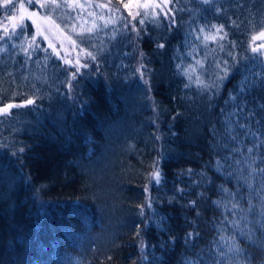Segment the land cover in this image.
<instances>
[{
    "label": "trees",
    "instance_id": "16d2710c",
    "mask_svg": "<svg viewBox=\"0 0 264 264\" xmlns=\"http://www.w3.org/2000/svg\"><path fill=\"white\" fill-rule=\"evenodd\" d=\"M108 1L132 24L109 27L95 60L81 53L88 66L71 90L79 66L16 44L30 21L16 17L0 31V108L24 105L0 115V264H214L222 228L248 249L249 264H261V180L244 186L247 172L235 160L264 140V53L250 41L264 32V0H168L155 17L135 14L128 0ZM9 13L0 6V22ZM224 61L230 71L217 81ZM249 131L256 136L240 135ZM253 155L264 167V145ZM153 162L159 184L148 178ZM224 187L240 193L235 218L246 217L239 228L254 229L252 240L214 203Z\"/></svg>",
    "mask_w": 264,
    "mask_h": 264
},
{
    "label": "rangeland",
    "instance_id": "374dc122",
    "mask_svg": "<svg viewBox=\"0 0 264 264\" xmlns=\"http://www.w3.org/2000/svg\"><path fill=\"white\" fill-rule=\"evenodd\" d=\"M167 1L128 0L125 3L137 12L135 14L155 17L158 11H163ZM3 2L4 0H0V6L4 13H7ZM20 4L21 2L18 1L15 10L10 11L9 15L0 22L1 33L9 29L11 22L14 21L12 17L20 18L23 14V20L30 21L33 28L30 32L24 33L16 44L23 50L41 49L44 52L49 48L55 54L60 55L72 71L75 70L76 65L81 66L86 63L83 62L85 59L81 53H92L96 58L99 57L93 50L101 44L104 46V35L109 27L116 29L132 24L130 19L121 23L119 17L123 12L119 13L118 8L108 0H55V4L49 5L46 10L40 8L38 2L30 5L28 0H23L24 9H20ZM32 12L38 15L30 18L29 14ZM44 16H47V19H44ZM262 33L253 36L255 39L252 37L250 40L251 46H260L258 51L261 54L264 53ZM217 38V35L210 37L215 41Z\"/></svg>",
    "mask_w": 264,
    "mask_h": 264
},
{
    "label": "snow or ice",
    "instance_id": "6c2138e0",
    "mask_svg": "<svg viewBox=\"0 0 264 264\" xmlns=\"http://www.w3.org/2000/svg\"><path fill=\"white\" fill-rule=\"evenodd\" d=\"M36 2L39 3L40 8H44L45 10L47 9V7L49 5H53L55 4V0H36ZM28 3L31 5L34 3V0H28ZM203 3L208 4L209 0H203ZM3 6L5 7L6 11H11L13 9L16 8V4L13 2V0H4L3 2ZM20 9H24L25 5L24 4H20L19 5ZM125 7H127V5H125ZM30 18L31 17H35L38 15V13L36 12H32L29 14ZM23 14L21 15L20 19H23ZM44 19H47V16L43 17ZM12 19H16V17H12ZM173 23H175L174 19L172 21ZM33 23H35V20H33ZM141 23H143V20H141ZM23 27V26H21ZM213 27L216 29V32H222L223 31V26H219L217 27L216 25H213ZM201 32L204 31V29H200ZM227 33L224 34V36H221L220 39H224L226 37ZM262 35H264V33H262ZM208 37H205V39H207ZM34 39V38H33ZM253 39H255V37H253ZM158 47L163 48L164 44H159ZM223 47V46H221ZM252 51L255 53L257 52V48L253 47ZM143 55V54H141ZM229 55H232L231 53H229ZM88 56L91 57L92 60L96 59V56L93 55L92 53H88ZM233 59H235V57H233ZM197 63L199 64L200 62L197 61ZM87 64L81 65L79 67L76 68V72L70 73L69 74V78H68V83H67V87L71 90L73 88L72 85V81L76 79V75L80 72V67H87ZM179 67V65H178ZM143 68V65H141L140 67H138L136 69L137 72H141V69ZM217 68L219 69V71L217 72L216 75V80L217 81H222L223 79H225L228 76V73L230 71L229 65H228V61H224V66L221 67L220 64H217ZM189 69H191V71H195V68H193L191 65L189 66ZM189 69H185V75H188L189 80L191 81L192 77L189 74ZM141 76L143 77V73L141 72ZM146 82V81H145ZM197 83L201 84L203 83L199 77H197ZM250 83V81L245 78V80L242 82L241 85V91L244 90V88H246L248 86V84ZM217 83L216 81H214L212 83V85H205V88L208 87H217ZM185 87H188V85H185ZM33 100L32 99H27L25 101V104L27 105H31L33 104ZM24 105H13V104H8L3 108H0V115H10L11 113L8 112V109H11L13 107H23ZM223 111V110H222ZM250 115H254V114H250ZM257 123H259V121H257ZM237 127L240 129H245L247 127V122L245 123H238ZM240 135L243 136H247V135H252V136H256V133L253 132H242L240 133ZM159 138V137H157ZM233 140H237L238 136L233 135L231 137ZM261 145H264V140L259 141V143L257 145H254L253 147H248L247 148V153L248 156L243 159H236L235 160V164L242 166L244 171L247 172V175L243 174V171L241 172L239 179L243 181V185L246 186L248 189L252 190L253 189V179H259L261 180V188L256 191V194L258 196H260L261 198V220H257L255 221L256 224H258L261 228H264V167H260L259 165H257V158L253 155L254 153V149L256 147H259ZM24 148L21 147L19 149V152H24ZM232 152H240L239 148H235L233 147L231 149ZM15 154V153H13ZM225 161H227V157L224 158ZM260 163L264 164V158L260 159ZM217 166L218 167H223V165H221L220 161H217ZM229 168H231V165H228ZM190 171V170H189ZM227 175L232 176L233 172L232 171H228ZM148 178L150 180L155 181L157 184H159L161 182V171L158 165V162H153V166H152V170L149 172V176ZM148 190V186L145 185V191ZM222 192L224 193V195L222 196L221 200L219 201H214V203L217 205V207L220 206H224L226 208L227 211L233 212V216L234 219L231 221H228L227 217H224V220L221 221V224H223L225 221H228V223H230L232 225V227L237 228L239 231H241V234L244 235L248 240H252L253 236L252 233L254 231V229L248 228L247 227V223H245V229H240L239 225H240V220L241 219H245L246 217L241 216L240 218H235L236 216V211H242V206L240 205L239 201L236 199L237 195H239V192H232L231 190H229L228 188L224 187L222 188ZM226 201V203H225ZM147 207L151 208V201H147ZM191 204H195V201H192ZM231 205L230 208H228V205ZM137 207L141 210V214L143 215V210L145 208V204H140L137 205ZM254 208V205H252L251 200H249L248 202V211H252V209ZM137 236H139V226H137ZM225 229H220L218 230V234H219V243L217 242H213V246L216 248V259L214 261V264H249V260L248 257L246 256V252L248 251V249L246 247L241 246L240 242L237 240V237L235 235H228L225 236L224 233ZM193 237V233H189L188 234V239H192ZM144 242L143 240L140 241V248H141V252H143L144 250ZM109 260L112 259V257L108 258ZM144 259H147V257L145 256ZM261 264H264V261L261 262Z\"/></svg>",
    "mask_w": 264,
    "mask_h": 264
},
{
    "label": "bare ground",
    "instance_id": "6f19581e",
    "mask_svg": "<svg viewBox=\"0 0 264 264\" xmlns=\"http://www.w3.org/2000/svg\"><path fill=\"white\" fill-rule=\"evenodd\" d=\"M36 59H37V58H34L35 61H36ZM48 192H49V193H51V192L53 193V191H51V190H48ZM20 205H21V203H20ZM85 212H86V211H85Z\"/></svg>",
    "mask_w": 264,
    "mask_h": 264
}]
</instances>
